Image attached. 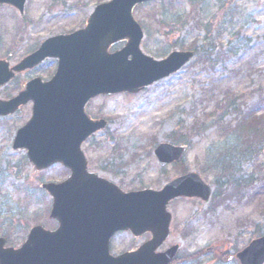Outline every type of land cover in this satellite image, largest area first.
Wrapping results in <instances>:
<instances>
[{
  "label": "rangeland",
  "instance_id": "1",
  "mask_svg": "<svg viewBox=\"0 0 264 264\" xmlns=\"http://www.w3.org/2000/svg\"><path fill=\"white\" fill-rule=\"evenodd\" d=\"M106 1L27 0L23 15L0 5V59L14 64L46 37L81 28L94 6ZM132 15L143 32L144 54L161 59L179 50L194 56L179 72L136 94L101 96L86 105L90 119L107 123L82 144L88 167L123 191L159 189L185 171L198 173L212 188L210 199L179 200L168 208V244L180 247L173 264H239L236 253L264 235V140L223 185L216 183L219 171L204 164V153L222 139L219 126L231 122L233 128L250 110L264 118V0H155L136 5ZM124 44L117 41L108 51ZM55 64L47 60L35 73L7 83L0 99L15 94L30 75L48 79ZM226 92L233 107L225 108ZM30 114L27 107L0 119V236L12 247L31 227L52 225L41 184L68 175L59 165L36 171L24 150L11 148ZM164 142L186 147L181 163L159 166L154 149ZM136 243L123 232L111 251L119 254Z\"/></svg>",
  "mask_w": 264,
  "mask_h": 264
},
{
  "label": "water",
  "instance_id": "2",
  "mask_svg": "<svg viewBox=\"0 0 264 264\" xmlns=\"http://www.w3.org/2000/svg\"><path fill=\"white\" fill-rule=\"evenodd\" d=\"M151 0H110L94 7L84 28L44 39L40 46L14 66L0 60V87L15 73L55 58L53 76L45 82L31 79L23 91L0 100V116L13 114L32 101L30 119L17 129L11 148L26 150L37 171L56 163L69 170L60 183L42 188L51 197L49 217L58 221L54 231L32 227L21 246L6 247L0 237V264H170L178 246L157 249L170 235L167 204L176 198L207 201L211 188L199 174L187 172L154 190L122 191L111 181L87 170L81 144L103 129L102 119L91 120L84 112L89 100L99 95L137 93L178 72L193 57L192 51H172L154 59L140 49L142 30L132 16L136 4ZM23 13L25 0H0ZM126 40L112 53L113 43ZM184 148L159 144L154 154L160 166L180 159ZM119 231L151 238L137 249L110 253V239ZM240 264H264V236L251 240L236 254Z\"/></svg>",
  "mask_w": 264,
  "mask_h": 264
},
{
  "label": "trees",
  "instance_id": "3",
  "mask_svg": "<svg viewBox=\"0 0 264 264\" xmlns=\"http://www.w3.org/2000/svg\"><path fill=\"white\" fill-rule=\"evenodd\" d=\"M208 55L209 53H206V56ZM203 56L204 54L202 53L201 55L200 53L199 57L201 58ZM201 60L203 61L204 58H201ZM225 95L227 97V106L225 105V108L233 107L234 100H230L227 92ZM257 106L260 105H255L259 110L260 107ZM217 109H220L219 104L216 105L214 111H217ZM239 117L240 121L233 128H231V122L219 126L218 135L222 139H217L215 143L212 142L204 153V164L208 167V170L219 171L216 177V183L222 185L227 182L228 178L233 177L231 173L236 171L240 163L253 158L255 149L259 148V145L264 140V134L259 131L260 128L264 129L263 116H256L254 110H250L248 113L240 115ZM220 120H222V117ZM192 129L194 130V128ZM180 260L182 259L180 258ZM219 260L224 261L222 258H219Z\"/></svg>",
  "mask_w": 264,
  "mask_h": 264
},
{
  "label": "flooded vegetation",
  "instance_id": "4",
  "mask_svg": "<svg viewBox=\"0 0 264 264\" xmlns=\"http://www.w3.org/2000/svg\"><path fill=\"white\" fill-rule=\"evenodd\" d=\"M4 6H6V5H4ZM6 7H9V8H11V9H15V8H13V7H11V6H6ZM15 10H16V9H15ZM37 47H38V46H37ZM37 47H34V48H32V49L27 50V51L25 52L24 56H22V57H25L26 55L30 54V53L33 52ZM8 62H9V61H8ZM10 64H11V63H10ZM11 65H12V64H11ZM41 65H42V64H40V65H38V66H36V67H34V68H32V69L26 70V71H24V72H22V73L15 74L14 78H13L12 80H10L9 82L14 81L16 78H18V77H20V76H25V75L28 74V73H35L36 70L39 69V67H40ZM36 77L41 78L40 76H38V75H36V74H34L33 76L30 75L29 77H26V79L22 81V83H21V85H20L18 91H17L15 94H17V93L20 92V91H23V90L26 88V84H27L31 79L36 78ZM50 77H51V76H50ZM50 77H49V78H50ZM41 79H42V78H41ZM42 80L45 81V80H47V79H42ZM9 82H8V83H9ZM6 85H7V84H6ZM0 89H1V88H0ZM15 94H13L12 96H14ZM12 96L5 97L4 99H9V98H11ZM27 107H30V112H31L32 101H28L26 104H24L23 106H21V107H20V108L14 113V114H16V113H18V112H21L22 110L26 109ZM2 118H6V117H1L0 119H2ZM88 170H89L90 172H94V171H92L91 169H89V167H88ZM94 173H96V172H94ZM96 174H97V173H96ZM98 175H99V174H98ZM99 176L104 177V176H102L101 174H100ZM104 178H106V177H104ZM179 200H191V199H185V198L175 199V200L171 201V202L168 204V208H169V206H171L175 201H179ZM171 216H172V214H171ZM50 220H51L52 225L49 226V228L44 227V226H42V227H43L44 229H46V230L54 231V230L57 229V227H58V221H56V220H54V219H50ZM171 224H172V222H171ZM170 226H171V225H170ZM170 229H171V228H170ZM122 233H123V232H116V233L112 236V238L110 239V240H111V241H110V246H111V247H112V242H113V240H114L115 238H117V236H120ZM126 233H128V232H126ZM131 236H132V235H131ZM132 238H133L134 240H136L137 243H136V245H135L134 247L130 248V249L127 250V251H132V250L137 249L141 244H143L144 242L148 241V240L151 238V235H150V233L146 232V233H143V234H141V235H139V236H137V237L132 236ZM171 246H173V244L170 245V244H168V241H165V242L159 247L158 250H159V251H164V250L170 248ZM179 250H180V249H179ZM179 250H178V252H177V255H178V253H179ZM177 255H176V256H177Z\"/></svg>",
  "mask_w": 264,
  "mask_h": 264
}]
</instances>
